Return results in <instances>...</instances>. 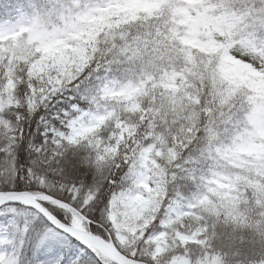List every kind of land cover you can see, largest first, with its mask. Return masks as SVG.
Masks as SVG:
<instances>
[{"label":"snow or ice","instance_id":"6c2138e0","mask_svg":"<svg viewBox=\"0 0 264 264\" xmlns=\"http://www.w3.org/2000/svg\"><path fill=\"white\" fill-rule=\"evenodd\" d=\"M0 264H264V0H0Z\"/></svg>","mask_w":264,"mask_h":264},{"label":"trees","instance_id":"16d2710c","mask_svg":"<svg viewBox=\"0 0 264 264\" xmlns=\"http://www.w3.org/2000/svg\"><path fill=\"white\" fill-rule=\"evenodd\" d=\"M4 2H5V6H7V3L9 2V0H4Z\"/></svg>","mask_w":264,"mask_h":264}]
</instances>
